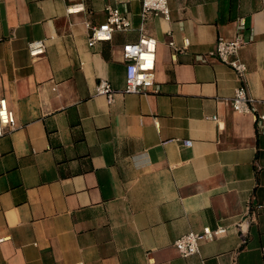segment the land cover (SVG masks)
<instances>
[{
	"label": "crops",
	"instance_id": "crops-1",
	"mask_svg": "<svg viewBox=\"0 0 264 264\" xmlns=\"http://www.w3.org/2000/svg\"><path fill=\"white\" fill-rule=\"evenodd\" d=\"M107 5L131 30L90 46L86 22L104 23ZM168 5L170 19L144 24L154 84L125 93L142 0H0V98L16 117L0 138V264H264V123L229 100L246 84L264 114V0ZM238 34L243 79L200 61ZM207 228L225 231L182 256L176 239Z\"/></svg>",
	"mask_w": 264,
	"mask_h": 264
},
{
	"label": "built area",
	"instance_id": "built-area-1",
	"mask_svg": "<svg viewBox=\"0 0 264 264\" xmlns=\"http://www.w3.org/2000/svg\"><path fill=\"white\" fill-rule=\"evenodd\" d=\"M169 0H142L141 17L143 24L141 34L136 42L126 43L123 47L124 59L127 62L125 93H139L145 91L148 85L154 84V76L157 61L158 41L156 38L144 32V24L151 15H162L170 19ZM76 9L70 8L69 11ZM107 20L101 25H94L86 22L89 30L88 44L95 45L101 41H110L113 34L117 31L127 32L131 30V21L127 12L119 6L107 5ZM245 23L240 21V28L243 29ZM253 37L251 38V40ZM189 43V41H187ZM246 44L241 34L233 39L219 37L213 49L200 56L201 62H207L209 57H215L229 64L239 75L244 78L247 72V65L239 58L240 49ZM175 53L182 51L174 41L170 42ZM46 42L44 39H35L28 43L29 53L32 57H38L46 52ZM94 95H104L111 104L115 100V89L110 81L100 79L96 84ZM234 110L241 114H253L256 119L264 123V114H258L256 103L257 99L252 97L246 84H242L235 89L234 94L229 98ZM264 103V101H263ZM15 113L10 108L7 98H0V138L6 129H12L15 124ZM191 141L185 144L191 145ZM224 228L212 230L205 229L203 232L189 231L181 235L175 241V246L182 256H190L199 252V242L206 239H214Z\"/></svg>",
	"mask_w": 264,
	"mask_h": 264
}]
</instances>
